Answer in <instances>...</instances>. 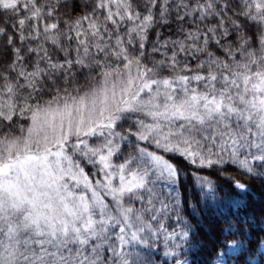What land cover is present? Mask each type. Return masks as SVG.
Here are the masks:
<instances>
[{"label": "snow or ice", "instance_id": "6c2138e0", "mask_svg": "<svg viewBox=\"0 0 264 264\" xmlns=\"http://www.w3.org/2000/svg\"><path fill=\"white\" fill-rule=\"evenodd\" d=\"M0 92V264H191L187 165L264 178V0H0Z\"/></svg>", "mask_w": 264, "mask_h": 264}, {"label": "trees", "instance_id": "16d2710c", "mask_svg": "<svg viewBox=\"0 0 264 264\" xmlns=\"http://www.w3.org/2000/svg\"><path fill=\"white\" fill-rule=\"evenodd\" d=\"M250 34H256L254 25ZM4 95L0 92V102ZM4 131L7 130L0 131V139L4 138ZM164 155L181 167L187 164L179 157ZM187 167L188 172L182 174L175 195L181 205V219L190 233L191 246L178 258L184 259L186 256L191 264H212L216 258L217 239L225 229H230L229 234L235 235L241 241V246L236 254L227 257V263L264 264V253L258 251L264 244V178L251 177L245 181L247 191L239 193L231 187V181L205 169L198 174L208 176L213 181L215 191L210 193L193 178L192 171L196 166ZM89 178L95 181L97 177ZM164 251L163 239L153 245L151 255L155 264H173V258L166 257Z\"/></svg>", "mask_w": 264, "mask_h": 264}, {"label": "rangeland", "instance_id": "374dc122", "mask_svg": "<svg viewBox=\"0 0 264 264\" xmlns=\"http://www.w3.org/2000/svg\"><path fill=\"white\" fill-rule=\"evenodd\" d=\"M30 122V121H29ZM100 177H97L96 179H99ZM239 193H244V192H246L247 190H245V191H239V190H237ZM237 250H238V248L231 254V255H234V254H236L237 253ZM259 253L260 254H263L264 253V244L263 245H261L260 247H259ZM216 259V258H215ZM215 259H214V262H215ZM190 261V260H189ZM214 262L212 263V264H214ZM228 264V263H227Z\"/></svg>", "mask_w": 264, "mask_h": 264}]
</instances>
